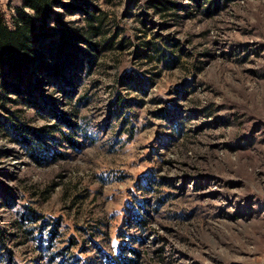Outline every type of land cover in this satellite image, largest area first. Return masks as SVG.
Returning a JSON list of instances; mask_svg holds the SVG:
<instances>
[{"label": "rangeland", "instance_id": "374dc122", "mask_svg": "<svg viewBox=\"0 0 264 264\" xmlns=\"http://www.w3.org/2000/svg\"><path fill=\"white\" fill-rule=\"evenodd\" d=\"M152 1H59L55 78L0 90L43 150L0 119V264H264V0Z\"/></svg>", "mask_w": 264, "mask_h": 264}, {"label": "trees", "instance_id": "16d2710c", "mask_svg": "<svg viewBox=\"0 0 264 264\" xmlns=\"http://www.w3.org/2000/svg\"><path fill=\"white\" fill-rule=\"evenodd\" d=\"M59 1L61 0H25V7L30 9L33 14L22 12L15 20L13 26H10L7 23L6 16L0 9V72H3L4 76L3 83L0 85V90L2 89V91L5 92L15 93L16 95H19L20 98L24 94V90L18 85L23 86L27 80H29V83L31 84V80L33 79L30 78H33L36 72L43 75L46 73L49 77L55 78V74L52 71H47L49 69L45 71L46 68L43 67L41 62V60L46 56L41 45V40L43 37L45 40L50 39V37L53 36V33L58 34L60 32L63 33V37L71 38L69 37L70 34L63 32V30L55 29L52 31H46L49 19L54 16V5L59 3ZM195 1L198 2L199 0ZM221 1L222 0H216L215 2H211V7L214 8L215 11H219L222 6ZM231 1L232 0H225L226 3ZM152 4V7L160 13L165 11L176 12V9L179 8L177 3L168 0L152 1ZM211 11V8H209L208 12ZM175 16L178 17V15ZM98 31V28L91 25L90 30L87 33L88 45L94 52H98V48L91 42V39L97 35ZM93 57L96 56L93 55ZM63 71L67 72L64 69ZM69 71L72 72V70ZM10 83L17 85H12ZM2 94L3 93H0V99L11 101L6 96L2 98ZM15 103H19V101ZM59 116L60 117L58 118L61 123H68L67 118L63 114H59ZM0 119L3 121V126L12 128V132L16 135V139H19L25 144L27 143L31 157L36 159L37 151H43L42 148H40L42 145L32 144L31 136H35V138L40 139L38 132L18 126L10 118ZM68 125L71 129L75 126V124L72 123H68ZM64 136L74 148L81 146L80 144L72 141L67 134H64ZM139 223L143 225L147 223V220L140 216ZM56 231L57 228L52 230L53 236L56 234ZM51 239H53L52 235ZM133 252L139 255L137 251ZM118 264H123V262H118Z\"/></svg>", "mask_w": 264, "mask_h": 264}]
</instances>
